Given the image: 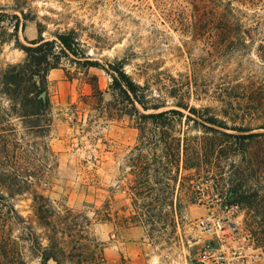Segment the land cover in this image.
<instances>
[{
	"label": "rangeland",
	"instance_id": "rangeland-1",
	"mask_svg": "<svg viewBox=\"0 0 264 264\" xmlns=\"http://www.w3.org/2000/svg\"><path fill=\"white\" fill-rule=\"evenodd\" d=\"M209 1L0 0V12L8 15L0 70L25 57L9 36L16 22L22 45L38 30L45 40L69 33L87 57L62 58L48 75L53 121L47 142L55 158L34 188L53 211L57 244L66 252L60 264H264V246L257 247L246 227L253 221L264 227V206L250 218L229 195L237 186L264 185V167L228 153L229 139L220 133L234 131L176 106L215 116L228 128L264 133V62L257 55L264 43V1L231 3L252 34L246 48L233 46L232 53L215 52L207 42ZM85 60L98 66L86 67ZM113 68L142 89L149 105H164L157 112L176 110L182 117L169 113L157 124L141 118L111 89ZM256 141L250 152L264 154V137ZM196 182L203 183L204 197L193 189ZM12 203L48 247L51 232L40 225L32 196H16ZM210 214L237 231L207 233L198 223ZM88 244L97 245L94 256ZM22 259L44 264L26 243Z\"/></svg>",
	"mask_w": 264,
	"mask_h": 264
},
{
	"label": "trees",
	"instance_id": "trees-1",
	"mask_svg": "<svg viewBox=\"0 0 264 264\" xmlns=\"http://www.w3.org/2000/svg\"><path fill=\"white\" fill-rule=\"evenodd\" d=\"M233 1L241 5H255L264 0L209 1L207 42L215 52L232 53L236 51L233 46L246 48L247 40L252 41L251 30L243 25L240 10L231 6ZM7 16L6 13L0 12V36L5 34L3 23ZM12 28L13 33L9 36L14 37V45L23 51L25 57L21 62L7 65L5 69L0 70V264H23V243L30 247L33 254L40 256L44 264H49L50 260L54 264H60V261L66 258V252L57 244V226L52 220L53 211L48 199L34 188V183L46 180L48 161L55 158L47 142L53 121L48 94V75L51 70L58 68L62 58L69 59L70 55L83 59L87 57L77 39L69 33L57 34L55 40H45L41 36V30H38L36 39L28 41V45H22L17 37L18 23L16 22ZM5 42L7 40L3 37L0 43ZM257 55L264 62V43L258 45ZM82 65L89 68L98 66L97 63L87 60L83 61ZM111 79V89L119 90L141 118L157 124L160 121L164 122L169 113L182 117L176 110L157 112L164 105H149L142 89L133 83L124 71L113 68ZM92 89L94 92H100L97 85ZM171 97L174 98V95ZM135 103L145 112L150 110L156 112L140 114L135 108ZM176 106L188 109L190 114L197 115L203 123L234 131L235 134L220 133L229 139L228 153L242 154L249 158L252 165L259 169L264 167V154L250 152V146L258 142L256 141L258 137H264V133H249L250 129L241 127L228 128L215 116H202L199 110L189 108L181 102L176 103ZM187 118L194 123L197 122L190 117ZM200 126L207 129L203 124ZM260 128L264 130V123ZM209 130L216 132L211 128ZM180 144L181 141L178 139L176 144L178 152ZM182 146L186 152L187 146L185 144ZM197 150L199 161H202L204 149L200 145ZM26 193L32 196L34 211L40 225L50 229L51 234L46 236L49 241L48 247L40 244L31 224L20 215L12 203L14 197ZM229 195L247 211L250 218H255L260 207L264 206V185H259L258 189L237 186L230 189ZM246 227L255 238L257 247H263L264 227H259L254 221ZM15 230L17 235L13 234ZM62 232L64 231H60L63 235ZM88 246L90 255L94 256L97 245Z\"/></svg>",
	"mask_w": 264,
	"mask_h": 264
},
{
	"label": "built area",
	"instance_id": "built-area-1",
	"mask_svg": "<svg viewBox=\"0 0 264 264\" xmlns=\"http://www.w3.org/2000/svg\"><path fill=\"white\" fill-rule=\"evenodd\" d=\"M193 189H195L196 192L201 197H204L203 183H199V182L194 183ZM198 225L203 230L207 231V233L215 234L216 236L219 235L220 233L223 235L226 233L229 234V233H233L237 231L236 228L234 229H231L229 227L227 228L223 220L219 217H216L213 214H210V215H207L201 218V220H199ZM250 258L256 261L257 255H252Z\"/></svg>",
	"mask_w": 264,
	"mask_h": 264
},
{
	"label": "water",
	"instance_id": "water-1",
	"mask_svg": "<svg viewBox=\"0 0 264 264\" xmlns=\"http://www.w3.org/2000/svg\"><path fill=\"white\" fill-rule=\"evenodd\" d=\"M48 263H49V264H54L52 260H50Z\"/></svg>",
	"mask_w": 264,
	"mask_h": 264
}]
</instances>
